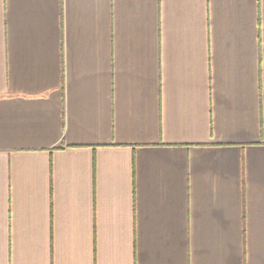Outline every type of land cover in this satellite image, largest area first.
Here are the masks:
<instances>
[{
  "label": "crops",
  "instance_id": "obj_1",
  "mask_svg": "<svg viewBox=\"0 0 264 264\" xmlns=\"http://www.w3.org/2000/svg\"><path fill=\"white\" fill-rule=\"evenodd\" d=\"M0 264H264V0H0Z\"/></svg>",
  "mask_w": 264,
  "mask_h": 264
}]
</instances>
